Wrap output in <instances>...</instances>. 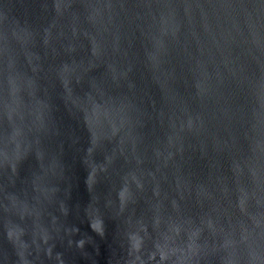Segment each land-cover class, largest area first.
<instances>
[{
  "label": "water",
  "instance_id": "obj_1",
  "mask_svg": "<svg viewBox=\"0 0 264 264\" xmlns=\"http://www.w3.org/2000/svg\"><path fill=\"white\" fill-rule=\"evenodd\" d=\"M0 264H264V0H0Z\"/></svg>",
  "mask_w": 264,
  "mask_h": 264
}]
</instances>
